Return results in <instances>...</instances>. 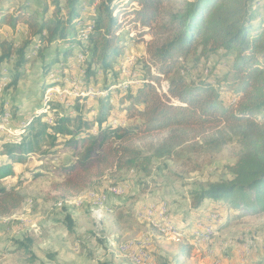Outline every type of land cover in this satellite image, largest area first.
<instances>
[{
  "label": "rangeland",
  "instance_id": "374dc122",
  "mask_svg": "<svg viewBox=\"0 0 264 264\" xmlns=\"http://www.w3.org/2000/svg\"><path fill=\"white\" fill-rule=\"evenodd\" d=\"M117 1L122 52L110 70L93 65L89 71V40L72 46L55 42L40 56V43L35 38L26 49L27 62L16 87L12 85L15 61L0 65V164L8 161L1 145L31 142L30 152L13 163L14 174L0 181L25 197L19 209L0 216V264H264V212L237 210L222 202H206L199 211H190L192 191L233 176L229 166L236 163L241 150L237 136L215 151L204 144L203 135L196 139L197 145L177 147L156 157L149 145L158 144L166 133H154L136 142L144 159L135 170L107 174L97 185L67 200L54 190V184L64 177L63 166L75 159V151L66 149L69 137L53 140L37 134L39 122L51 126L63 112L94 122L103 99L110 105L103 126L133 127L143 122L137 114L144 105L136 99L139 88L151 79L146 68L150 66L146 43L153 36L147 31L139 37L147 29L134 21L133 10L139 8L135 0ZM100 2L81 0L79 21H94ZM171 2L178 7L185 0ZM49 3L0 0V41L21 47L28 38V28L23 21L10 26L5 15H41ZM79 33L80 28L78 40ZM63 49L71 51L64 57ZM196 60L197 56H189L187 69L180 73L189 79H196L199 73L217 86L226 105L235 106L240 99L234 90L237 85L232 74L225 77L231 55L220 52L211 57L207 67L199 64L198 68ZM150 71L159 76L157 83L152 82L157 92H167L171 75L159 74L154 66ZM257 119L264 121V111ZM31 122L34 128L28 130ZM91 132L97 134L96 124ZM112 187L124 192L116 196L109 191ZM67 215L73 221L71 231ZM248 240L255 242L256 249H245ZM125 245L153 259L136 262L130 257L134 252L121 249ZM215 250H220L218 255H212Z\"/></svg>",
  "mask_w": 264,
  "mask_h": 264
},
{
  "label": "trees",
  "instance_id": "16d2710c",
  "mask_svg": "<svg viewBox=\"0 0 264 264\" xmlns=\"http://www.w3.org/2000/svg\"><path fill=\"white\" fill-rule=\"evenodd\" d=\"M135 1L139 8L133 10L134 21H140L142 29H147L139 37L147 31L153 36L146 43L150 60L146 68L148 77L154 80L147 79L136 99L144 105L137 114L143 122L133 127L103 126L110 112L108 99L101 100V111L94 122L65 112L51 126L39 122L41 130L37 134L49 135L53 140L69 137L66 149L75 151V159L63 166L64 177L54 184V190L67 200L97 185L107 174L135 170L144 159L136 142L154 133H166L158 144L149 145V151L156 157L177 147L197 145L196 139L203 135L204 144L215 151L237 136L241 150L236 163L229 166L233 176L192 191L190 211H199L206 202H222L237 210L264 212V121L257 119L264 111V0H185L178 7L172 6V0ZM81 5V0H50L41 15L33 12L5 15L10 26L23 21L29 31L19 48L8 40L0 41V65L15 61L14 87L23 75L26 49L35 38L40 43V56L55 42H62L63 46L83 43L78 40L79 27L76 28ZM117 8V0L99 3L89 37L92 43L89 71L93 65L105 72L110 70L122 52L117 35L122 24ZM64 49L65 57L71 50ZM56 52H60L57 47ZM220 52L232 58L225 77L232 74L237 85L234 90L240 99L235 106L226 105L217 86L199 73L196 79L180 73L187 69L189 56H197V67L199 64L207 67L211 57ZM45 65L49 68L51 63ZM151 66L159 74L171 75L167 92H157L152 82L157 83L159 76L151 75ZM58 106L62 111L65 109ZM93 124L98 126L97 134L91 132ZM33 128L31 122L28 130ZM1 147L8 161L0 164V181L14 174L13 163L30 152L31 142L4 143ZM24 200V195L14 187L0 184V216L16 211ZM67 219L71 231L73 221L69 215Z\"/></svg>",
  "mask_w": 264,
  "mask_h": 264
},
{
  "label": "bare ground",
  "instance_id": "6f19581e",
  "mask_svg": "<svg viewBox=\"0 0 264 264\" xmlns=\"http://www.w3.org/2000/svg\"><path fill=\"white\" fill-rule=\"evenodd\" d=\"M91 19V18H90ZM94 24H95V22L94 21H92V22H83V21H79L78 22V26H79V28H80V33H79V38L82 40V41H87V40H89V37H90V34H91V32H92V28H90V26H93L94 27ZM90 91V90H89ZM109 191H110V193H113V194H115V195H118V194H121V193H123V191L121 192L117 187H112V188H110L109 189ZM109 193V192H108ZM112 194V195H113ZM104 198H105V196H103ZM213 217H216L215 215L213 216ZM256 249V246H255V242L253 241V240H248L247 241V243H246V245H245V249ZM121 249H123V250H127L130 254L132 253V252H134V253H132L131 254V258H132V260H134V261H136V262H140V261H142V260H145V259H147L148 257H149V255L147 254V253H145V252H143V251H141V260L139 261V260H136L135 259V254H138V252H139V250L138 251H135V250H133V248H132V246L131 245H125V246H122L121 247ZM122 250V251H123ZM126 252V251H125ZM134 254V255H133ZM128 258V257H127Z\"/></svg>",
  "mask_w": 264,
  "mask_h": 264
},
{
  "label": "built area",
  "instance_id": "2783aa9c",
  "mask_svg": "<svg viewBox=\"0 0 264 264\" xmlns=\"http://www.w3.org/2000/svg\"><path fill=\"white\" fill-rule=\"evenodd\" d=\"M90 28H92L93 29V26H90ZM120 195V194H119ZM116 196H118V195H116ZM142 251V250H141ZM141 251L140 252H138V254H135V259L136 260H141ZM239 252H240V249H239ZM153 259V257H152V255H149V260H152Z\"/></svg>",
  "mask_w": 264,
  "mask_h": 264
},
{
  "label": "crops",
  "instance_id": "0c3cea01",
  "mask_svg": "<svg viewBox=\"0 0 264 264\" xmlns=\"http://www.w3.org/2000/svg\"><path fill=\"white\" fill-rule=\"evenodd\" d=\"M124 192V191H123ZM95 194V193H94ZM81 198V197H80ZM184 222V221H183ZM185 225V224H184ZM184 229H182V231H183ZM187 231H191V229H189V230H187ZM187 233V232H186ZM203 249H204V247H203ZM195 252H197L196 250H195ZM199 252V251H198ZM197 252V253H198ZM218 252H220V250H215V251H213V253H212V255H218ZM203 253H204V251H203ZM206 254V253H205ZM220 256V255H219Z\"/></svg>",
  "mask_w": 264,
  "mask_h": 264
}]
</instances>
